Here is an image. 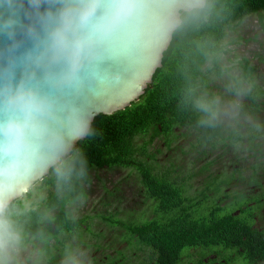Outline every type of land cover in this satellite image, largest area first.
<instances>
[{
    "label": "trees",
    "instance_id": "1",
    "mask_svg": "<svg viewBox=\"0 0 264 264\" xmlns=\"http://www.w3.org/2000/svg\"><path fill=\"white\" fill-rule=\"evenodd\" d=\"M251 15H258L263 24L264 0H207L195 17L182 12L183 22L174 31L172 42L164 52L163 65L157 69L145 93L126 109L96 116L94 135L78 141L73 148L83 152L87 164L82 168L77 159L67 180L58 178L51 168L43 180L10 203L12 217L25 234L22 250L31 245V253H37L36 264H64L66 254L73 253L70 240L83 231L87 218V215L74 216L73 204L94 192L91 191L94 175L98 177L99 171L112 174L117 168L128 172L118 182L109 181L113 185L110 186L108 179H98L108 202L105 214L96 215L110 226L121 227L126 240L135 241L141 250L148 251L144 261L133 264H251L243 260L256 256L264 259L263 247L259 245L264 243V233L256 231L254 223V216L264 209V193L255 194L254 189L251 193H243L240 188L227 190L243 180L264 188V177L259 172L261 164H251L250 174L237 166L225 178L216 176L207 180L206 175L210 164L217 163L229 150L234 153L238 147L242 153L252 151L240 160L264 158L258 149L262 144L256 139L264 132L253 131L249 126L252 133L243 134L242 120L234 117L233 123H227L222 115L211 123H201L200 113L193 106L196 97L217 96L209 74L220 76L231 71L222 65L223 56L230 53L224 39L229 29L236 31ZM238 67L241 74L231 77L235 83L234 94L237 88L244 91V83H251L257 71V66L247 57L238 61ZM252 91L246 93L251 103L238 108L240 118L254 116L260 107L264 109V99L256 97L257 92L264 95V89ZM187 129L198 136L189 150L179 144L181 136H187L184 134ZM157 139L176 152V161H169L166 168L158 167L159 160L150 152ZM192 152L207 159L217 152L219 157L212 154L205 162L209 167L204 165L201 171L182 175L186 165L181 160ZM226 157L233 162L231 165H240L239 156L233 160L229 154ZM201 174L204 186L193 195L188 179ZM125 184L138 186V194L145 196L141 199L145 205L141 212L133 206L127 210L110 208L115 202H124ZM211 191L220 200L210 198ZM226 199L228 203L224 204ZM152 208L150 219L147 211ZM124 215L128 219H123ZM86 228L89 230L90 226ZM85 245L89 246L88 242ZM119 253L120 256L105 253L104 262L96 257L91 263L83 262L124 264L126 259ZM30 255L24 264H30Z\"/></svg>",
    "mask_w": 264,
    "mask_h": 264
},
{
    "label": "clouds",
    "instance_id": "2",
    "mask_svg": "<svg viewBox=\"0 0 264 264\" xmlns=\"http://www.w3.org/2000/svg\"><path fill=\"white\" fill-rule=\"evenodd\" d=\"M149 7L146 0H0V264H21L25 234L10 201L35 169L51 166L67 180L77 159L87 164L82 151H73L95 133L83 86L98 79L114 39ZM184 7L195 17L201 5L188 0ZM193 106L201 123L222 114L218 96L196 97ZM64 264L84 262L69 252Z\"/></svg>",
    "mask_w": 264,
    "mask_h": 264
},
{
    "label": "rangeland",
    "instance_id": "3",
    "mask_svg": "<svg viewBox=\"0 0 264 264\" xmlns=\"http://www.w3.org/2000/svg\"><path fill=\"white\" fill-rule=\"evenodd\" d=\"M231 40H236V42L231 43ZM224 43L228 44L230 53L223 56L222 65L224 67H230L231 71L226 72L220 76H216L213 73L209 74V78L211 80L210 84L214 87L212 90L216 92V95L220 97L222 101L221 115L227 123H233L234 117L237 118V120H243V134L252 133L249 130V126H251L253 131L259 130L263 132V107H260L259 111L255 112L254 116L245 115L243 116V118H240V116L238 115V108L241 104L245 106V104L251 103L248 99V95L246 94L247 92L252 90H259L260 88L264 89V22L263 24L260 22V17L258 15H251L246 17L244 21L236 27V31H234L233 29L228 30V36L224 39ZM243 57L249 58L252 63L257 66V71L255 76L251 80V83L245 82L243 93H240L238 95L232 92V88L234 87L235 83L231 81V77H238L241 74V70L238 67V61ZM227 81H230L232 83L227 84ZM260 94V92H257L256 97L263 100L264 95ZM254 120L258 122L261 121L262 124L260 122L258 124ZM188 130L189 129L184 130V134L187 133V136L182 135L179 141V144H182L186 148L185 150H189L190 148L193 149L192 144L196 143V139L198 137L196 133H190ZM256 139L260 140L259 142L262 144V146L258 148L260 149V153L264 154V135H261ZM238 149L240 150L239 147ZM150 152L155 154L156 159L159 160L158 165L160 166L158 167L166 168V166L170 165L169 161H176V152L172 149H167L164 146L162 140L157 139L154 142ZM231 153L224 154L223 158H220L215 164H210L209 167L205 163L206 160L212 158L213 155L214 157H219L217 155V152L212 153L213 155L211 154L208 159L204 156L199 157V154H195L192 152L190 155H187L184 160H181V162L186 165L185 167H183L186 169H184L182 175H192V172L194 170L197 172L201 171V167L207 165L210 168L209 171L206 172L207 180H209L210 178H215L216 176L221 179L230 175L233 167L237 166L242 167V170L245 172V174H250L252 172L250 165L258 162L259 164H261V166L259 165V172L264 177V158H250L249 160H240V158H238L237 161L240 162V165L233 166L231 165L232 161L227 160L226 157V155ZM247 154H252V151L249 150L243 153L238 152L237 156L242 158V156H247ZM177 157L181 158V154H178ZM127 172L128 171L126 170L122 171L121 168L114 169L112 174H106V171H99L98 177H96L95 175L93 177L95 185H93L91 191L94 190V192L89 193V197L82 198L79 202L73 204L72 206V214L74 216L84 218V216L87 215L83 231H80L79 235H75L70 240V243L73 246V253L79 256L82 261L85 260L86 263H91L92 258L95 257L101 262H104L102 259L106 258L103 257L105 253H109L111 256H120V251L126 259V262L124 264H133L136 262L138 263L139 261H144V259L148 257L147 250H141L140 246L137 245L135 241L130 243L128 239H125L123 234L124 230L121 227L110 226L103 220V218L96 215V213H99L101 215L105 214V211L107 209L106 203L108 202V199L104 197V192L101 190L99 180L102 181L108 179V182H118V180H120ZM188 180L191 183V193L192 190H195V187L202 188L204 186V178L202 174L199 177L197 176V178H190ZM111 182H109L110 186L113 185ZM234 186L236 185L233 184V189L235 190ZM136 187L138 186L125 184L123 190V194L125 196L123 198L124 202H115L110 208L117 209L124 207L125 210H127L128 208L134 207L138 210V212H141V209L145 208V205H142L141 199L145 196H143L142 194L139 195L136 191ZM236 188L238 187L236 186ZM150 214V212L147 213V218ZM126 218L128 219V217L124 215L123 219ZM86 226H90V229L88 230ZM85 242H88L89 246L85 245ZM31 250V245H28L26 249L21 250L19 254L21 264L25 263V258L30 255ZM36 255V252L31 253L29 260L30 264H36V262L34 261ZM61 262H63V260H61ZM38 264H44V262H40Z\"/></svg>",
    "mask_w": 264,
    "mask_h": 264
},
{
    "label": "water",
    "instance_id": "4",
    "mask_svg": "<svg viewBox=\"0 0 264 264\" xmlns=\"http://www.w3.org/2000/svg\"><path fill=\"white\" fill-rule=\"evenodd\" d=\"M206 1L197 0L201 7L205 6ZM146 2L150 7L145 14L114 39L98 79L83 86L82 102L94 113V119L99 114H112L126 109L145 92L157 69L163 65L164 52L172 42L174 31L182 23V12H186L184 5L188 0ZM172 2H175L176 7H167ZM3 42L5 38H0V43ZM51 168L38 166L10 203L28 192L37 181L50 173Z\"/></svg>",
    "mask_w": 264,
    "mask_h": 264
},
{
    "label": "flooded vegetation",
    "instance_id": "5",
    "mask_svg": "<svg viewBox=\"0 0 264 264\" xmlns=\"http://www.w3.org/2000/svg\"><path fill=\"white\" fill-rule=\"evenodd\" d=\"M241 118H243V115L241 116ZM241 124H243V120H242ZM262 182H264V180ZM235 185L238 187V188H236V186H234L235 191H238L239 188H240L243 193H251V191L253 189L256 191L255 194L258 193V192L264 193V188H259V187H257L256 184H249L247 181H244V180L241 181V182L236 183ZM201 189H202L201 187H195V190H192V194L196 195L197 192L198 191L200 192ZM230 189L233 190V186L227 188V190H230ZM210 196H211L210 198H214L215 197L214 199L220 200L219 197L214 195L213 191L210 192ZM227 201H228V199L224 200L223 203L227 204L228 203ZM250 204H252V203H250ZM237 211H239V210H237ZM236 213H238V212H236ZM148 218L152 219L153 218V214L148 215ZM254 219H255L254 223H255V225L257 227L256 231H258L260 233H264V209L261 210L260 214L254 216ZM259 239H263V238L260 237ZM259 245H262V247H263L262 255H264V243H260ZM245 251L246 250L243 249V252H245ZM243 262L244 263H251V264H264V259H262V257L259 258L258 256H256V257H253V259H244Z\"/></svg>",
    "mask_w": 264,
    "mask_h": 264
}]
</instances>
